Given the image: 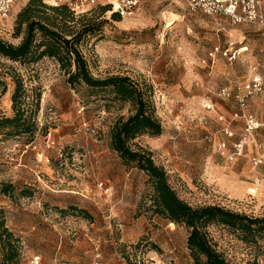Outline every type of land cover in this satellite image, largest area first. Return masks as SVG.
Returning a JSON list of instances; mask_svg holds the SVG:
<instances>
[{"label":"rangeland","instance_id":"obj_1","mask_svg":"<svg viewBox=\"0 0 264 264\" xmlns=\"http://www.w3.org/2000/svg\"><path fill=\"white\" fill-rule=\"evenodd\" d=\"M26 2H17L0 21V39L14 46L25 34L18 16ZM115 14L85 8L73 12L74 23L62 17L58 22L74 30L93 24L94 32L79 45L91 74L128 77L151 98L163 133L142 136L133 148L152 152L192 207L264 216V164L252 163L264 158V30L193 13L182 0H145L120 21ZM45 16L58 17L51 11ZM14 76L28 92L37 124L32 140L0 132V187L16 188L13 197L0 193V210L21 241L22 264L37 257L40 264H195L187 230L148 211V176L126 169L109 148L111 126L132 115L131 106L86 86L72 89L55 60L0 58V116H14ZM257 79L261 91L247 96L246 86ZM238 96H246L244 110ZM245 114L263 126L232 161L233 147L245 134ZM27 189L32 197L21 195ZM207 232L229 264H264V245L246 246L221 226Z\"/></svg>","mask_w":264,"mask_h":264},{"label":"trees","instance_id":"obj_2","mask_svg":"<svg viewBox=\"0 0 264 264\" xmlns=\"http://www.w3.org/2000/svg\"><path fill=\"white\" fill-rule=\"evenodd\" d=\"M18 16L20 29L25 26L22 42L14 46L0 39V58L12 63H36L44 58L57 61L67 76L72 89L86 86L95 93H109L112 102L129 104L132 115L119 117L109 130V148L120 158L128 170H139L148 176L153 190L148 211L170 224L184 227L188 232L187 247L195 264H229L208 236V228L221 226L236 236L238 241L249 247L261 249L264 245V216L253 217L233 212L220 206L192 207L178 196L169 182L167 171L156 164L152 152L141 147L133 148V142L142 137H160L163 127L155 114V106L138 84L130 78L111 76L105 79L95 78L83 56L79 45L84 37L94 32L93 24H85L78 30L64 28L58 22H75L73 12L66 6L49 7L41 0H29ZM109 11L108 7H100ZM51 11L58 17L45 16ZM115 18L120 16L115 14ZM69 19V20H67ZM40 36V40H38ZM15 90L12 95L14 116H0V132L9 131V135H28L31 140L37 131L34 111L26 101L28 92L20 77L14 76ZM4 84L0 81V86ZM5 91V86L2 90ZM40 97L33 105L38 109ZM33 107V106H32ZM30 140V141H31ZM16 188L12 184H2L0 193L13 197ZM24 197H32L30 190L21 192ZM79 215L92 220L83 210H75ZM23 246L20 239L7 227L4 212L0 210V263L22 264Z\"/></svg>","mask_w":264,"mask_h":264},{"label":"built area","instance_id":"obj_3","mask_svg":"<svg viewBox=\"0 0 264 264\" xmlns=\"http://www.w3.org/2000/svg\"><path fill=\"white\" fill-rule=\"evenodd\" d=\"M19 1L29 0H0V21L8 18L12 8ZM49 7L66 6L72 12L78 13L85 8L108 7L113 13L121 18L133 16L139 6L145 0H41ZM193 13H202L210 17H225L234 25H250L264 30V0H182ZM262 82L260 79L254 80L245 88L247 96L261 91ZM246 96H238V104L244 110L246 106ZM236 117H238L236 115ZM246 129L243 138L236 142L233 147L231 160L234 161L244 155L252 134L260 129L261 124L253 115L245 114ZM233 137V134H229ZM225 147V145H224ZM253 166L258 168L264 164V158L259 155L252 159ZM257 184L261 181L257 180ZM31 264H40V258H35Z\"/></svg>","mask_w":264,"mask_h":264},{"label":"crops","instance_id":"obj_4","mask_svg":"<svg viewBox=\"0 0 264 264\" xmlns=\"http://www.w3.org/2000/svg\"><path fill=\"white\" fill-rule=\"evenodd\" d=\"M254 174H255V176H256V174H257V171H256V170L254 171ZM257 187H258V186H257ZM262 198H264V194H263ZM262 198H260V199H262Z\"/></svg>","mask_w":264,"mask_h":264}]
</instances>
